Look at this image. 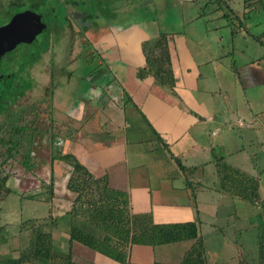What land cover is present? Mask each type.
I'll list each match as a JSON object with an SVG mask.
<instances>
[{
  "label": "crops",
  "instance_id": "0c3cea01",
  "mask_svg": "<svg viewBox=\"0 0 264 264\" xmlns=\"http://www.w3.org/2000/svg\"><path fill=\"white\" fill-rule=\"evenodd\" d=\"M251 3L253 6L247 7L242 0L241 12L229 8L235 25L232 30L227 29L230 41L227 43L228 52L223 55L217 54L222 51L221 36L200 43L187 39L184 34L161 32L167 38L170 71L174 80L172 91L156 84L151 76L141 71L144 68L141 44L160 34L155 33L149 23L116 25L103 33L87 27L84 33L90 37L89 42L87 38L85 41L93 52L90 58H96L98 70L102 65L105 67L111 81L99 84L97 80L87 82L79 81L81 78H70L66 83L72 89L81 84L77 90L80 95L74 104H70L69 113H65L62 122L53 120L55 130H50V133L55 131L53 134H57V139L54 138L56 143L63 144V149L68 147L66 152L60 153L72 154L94 178L105 177L109 189L126 195L131 214H148L156 225L197 221L205 259V241L198 219L201 212L215 221L218 211L225 205L228 211H236L234 217L237 222L243 223L248 219L244 207L248 203L231 197L218 187L215 165L219 161L256 178L258 198L264 201V17H260L256 11L263 8L264 0H251ZM250 12L253 13L251 21L245 24ZM201 15H194L193 18ZM200 34L212 35L208 29H201ZM236 36H240L239 40L243 42L244 37L249 39L246 43L250 42L254 52L248 57L241 56L242 61L238 65L233 59L232 42ZM236 50L238 52L239 49L236 47ZM222 57L227 58L230 64H222ZM43 67L52 69L51 60ZM209 80L212 84L206 85ZM46 99L49 102L45 94ZM103 101L105 104L107 102V110L113 112L112 117L107 118L108 132H104L95 113L105 108ZM85 104L92 107V112L85 118L86 121H81L78 111ZM125 105L130 106L131 111ZM53 112L52 109L51 115ZM129 119L132 123H141L148 133L145 140L148 142L147 148L138 139V131L128 126L126 121ZM61 123H65V126L62 127ZM71 125L75 128L70 129ZM61 127L68 133L61 134ZM214 149H217V153ZM162 152L166 155L160 156ZM57 164H60L59 169ZM61 166L60 162L54 161L50 167L54 172H63ZM210 166H213L216 182L211 188H205L200 179ZM67 177L68 173L63 182L64 192L67 191ZM50 189L53 198L49 196L45 203L51 205L55 192L52 186ZM190 194L194 195L193 199L189 197ZM53 210L58 214L48 216L61 217L69 211L68 203L55 206ZM259 225H255V228H259ZM211 227L226 242V248L229 245L233 247L230 255L223 256L226 264L258 263L261 253L258 231L254 238L256 248L247 252L250 261L241 260L239 263L237 259L235 263L233 258L236 251L238 257H244L235 235L243 233L245 226L234 229L231 237L219 227ZM47 231L50 232L51 250L63 255L69 252L74 263L118 264L76 242L68 243V221L65 219L53 222ZM171 244L158 246L163 252L160 254L161 261L145 263L143 258L148 255L145 248H151L148 246H131L128 260L134 264H173L170 262L172 255L168 253L173 252L169 247ZM190 244L191 241H188L182 254ZM7 254L10 258H16L19 253L13 251Z\"/></svg>",
  "mask_w": 264,
  "mask_h": 264
},
{
  "label": "rangeland",
  "instance_id": "374dc122",
  "mask_svg": "<svg viewBox=\"0 0 264 264\" xmlns=\"http://www.w3.org/2000/svg\"><path fill=\"white\" fill-rule=\"evenodd\" d=\"M80 3L83 6H81L80 11L76 15L68 13V18L71 19L74 16V24L70 23V26L66 27L57 38H52V40L48 41V53L42 57L43 61H40L41 63L28 68L26 76L15 75L12 80L0 82V89L14 86L21 91L20 86H24V91H22V95L19 98L5 100L0 104V128L13 123L26 125L32 123L30 127L36 130V132L31 130L33 136L22 139L21 154L5 162L2 161L4 157H0L1 169L7 175L5 185L10 190L7 195L4 194L3 190H0V260L10 256L7 252L12 253L20 250L19 248L26 247L31 234L30 227H28L29 224H25L27 220L34 221L46 218L51 213L53 215L58 214L53 209L55 206L58 207L64 203H68V208H70L74 196L70 192H64L63 188L65 174L67 175L68 169L63 165L61 166L63 172L58 170L54 172L53 168L50 167L49 161L50 151L54 152V154L62 151L66 152L68 147L66 146L63 149V144L56 143L57 140L54 141V138L57 139L55 136L49 140L47 131L55 130L53 120L57 123L62 122L65 113H69L70 104H74L78 99L77 96L80 95L77 90L81 87V84L78 83L76 88L72 89L71 85L66 83L70 78H81L79 81L84 80L87 82L89 80H97L96 82L99 84L111 81L110 74H108L105 67L103 68L102 65L101 69L98 70L96 58H90L93 52L85 42L87 39L88 42L90 41L89 34L84 33L86 28H94L95 32L103 33L110 27H116V25L124 26L130 22H147L155 33L172 34L174 32L181 35L184 34L187 39L198 40L200 43L206 39L212 41L221 36L222 51L217 54L223 55L228 52L227 43L230 41L227 29L232 30L235 25V21L230 15V9L234 11L242 9V0H80ZM262 7L259 10L256 9L260 17H264V6ZM251 13L249 20L245 24L250 23L253 14ZM198 14L202 15L193 18L194 15L197 16ZM201 29L202 31L208 29L212 35L202 36L200 34ZM188 33L189 36H187ZM239 37L236 36L232 42L234 46L233 59L237 65L242 61L241 56L248 57L254 53L250 42L246 43L250 40L244 37L245 42H243L239 40ZM236 47L239 49L238 52ZM20 52H23V47L20 46L13 52L16 57V63L12 69L10 67L12 65L6 66V59L9 57L7 51L0 55H4V58L0 61V72L2 74L10 72L16 74L14 72L15 69L20 70L24 67L19 60ZM77 53L79 54L78 57L75 56ZM47 58L51 60L52 69L47 70V67H43L44 64H47ZM221 59L222 64H230L227 58L222 57ZM71 60L75 62L71 63ZM15 84H18L19 88ZM205 84L211 85V80ZM45 94L51 101L47 102V99L44 100ZM69 97L70 101H68ZM102 103L105 108L102 107L100 111H95L96 119H99L104 132H108L110 127L107 126V118H111L113 112L112 110H107V102L106 104L104 101ZM50 105L54 110L52 115ZM125 108L131 111L130 106L125 105ZM94 109H96L95 106ZM91 112L92 107L89 104H85L82 110L78 111V116L80 115L81 121H86L85 118ZM53 116L54 119H52ZM126 122L128 126H131V130L138 131V139L147 148L148 142L145 140L148 133L144 130L143 125L141 123H132L130 119ZM63 125L65 126V123H61L62 127H64ZM73 128L75 126L71 125L70 129ZM62 129L61 134L68 133V130ZM214 151L217 153V149H214ZM25 153H30L36 159L31 172L23 170L19 163ZM163 155H166V153L162 152L160 154V156ZM231 160H236V158H231ZM56 166L58 169L60 168V164ZM204 172L205 174L200 181L205 188H211L216 182L213 166L206 168ZM51 186L55 192V200L50 205L45 202L47 199L49 200L48 191H51ZM212 197L218 198L215 195H212ZM198 199L199 197H197ZM228 201L229 199L226 203ZM224 207L225 205H222V209L218 211L215 221L207 218L202 212L199 214L198 219L201 222L200 233L205 241L207 262L210 264H226L223 256L225 254L230 255L233 250L230 245L226 248V242L220 239V235L212 229L211 225L219 227L228 237H231L234 229L239 228V226H245L243 233L235 235V241L240 245L241 252L244 254L242 260L249 262L250 258L247 252L256 248L254 238L258 230L255 225L261 224L262 221L264 222L261 208L245 204L244 207L246 208L248 219L243 223H239L234 217L236 211H232V209L228 211V208ZM32 223V225H36L35 222ZM46 230L43 228V231ZM187 245L188 241H182L169 246L173 249V252H168L172 255L170 257L171 263L175 264L178 262L183 252L182 249ZM160 249L162 248L158 246L150 248V250L145 248L148 254L143 258L145 263H149L152 260L161 261L162 257H160V254L163 252H160ZM152 250H154L153 253ZM237 259L238 253L236 251L233 261L236 263Z\"/></svg>",
  "mask_w": 264,
  "mask_h": 264
},
{
  "label": "trees",
  "instance_id": "16d2710c",
  "mask_svg": "<svg viewBox=\"0 0 264 264\" xmlns=\"http://www.w3.org/2000/svg\"><path fill=\"white\" fill-rule=\"evenodd\" d=\"M251 7V0H244ZM80 0H0V29L9 28L13 21L21 22L22 27L31 25L33 35L19 36L18 42L7 51L12 59L13 49L23 47L19 60L25 68H31L43 61L48 53V41L57 38L66 27L73 23L68 13L76 15L81 9ZM83 19V18H82ZM84 31V29H83ZM39 38V40H38ZM144 58V74L151 76L154 82L172 91L174 80L170 71L167 38L164 34L141 44ZM39 60V61H38ZM48 58L46 59V63ZM14 75L6 73L0 81L12 80ZM24 91L21 87L20 95ZM13 123L0 128V157L3 162L12 160L21 154V142L24 137L33 136L30 125ZM5 128V129H4ZM49 130V129H48ZM41 135V134H39ZM49 140L57 134L47 131ZM35 157L25 153L19 163L23 170L32 171ZM50 164L57 161L68 169L65 189L73 194L69 211L61 217L27 220L30 236L26 247L18 250L16 258H4L0 264H77L71 261L69 252L65 255L53 252L50 245L51 224L65 219L68 221V243L76 242L89 250L118 264H134L128 260L131 246L156 247L182 241H191L189 248L175 264H208L205 259L202 239L198 233V222L156 225L148 214H131L124 193L109 189L105 177L94 178L72 154H49ZM0 163V190L9 194L6 188L7 175ZM218 187L231 197L250 205H257L264 215V201L257 194L258 181L245 173L219 161L215 165ZM190 170V169H189ZM49 190V189H48ZM51 196V191H48ZM194 198L193 194L189 196ZM49 198V197H48ZM260 210V209H259ZM264 218V217H262ZM35 222L36 225H32ZM47 229L46 231H43ZM259 248L261 253L257 264H264V222L259 225ZM238 246H236L237 248ZM240 253V252H239ZM238 257V262H241ZM151 264H163L152 262ZM246 264V263H245Z\"/></svg>",
  "mask_w": 264,
  "mask_h": 264
},
{
  "label": "water",
  "instance_id": "95a60500",
  "mask_svg": "<svg viewBox=\"0 0 264 264\" xmlns=\"http://www.w3.org/2000/svg\"><path fill=\"white\" fill-rule=\"evenodd\" d=\"M21 22L13 21L9 28L0 29V55L10 50L19 40V36L33 35L31 25L22 27Z\"/></svg>",
  "mask_w": 264,
  "mask_h": 264
},
{
  "label": "flooded vegetation",
  "instance_id": "af4514ba",
  "mask_svg": "<svg viewBox=\"0 0 264 264\" xmlns=\"http://www.w3.org/2000/svg\"><path fill=\"white\" fill-rule=\"evenodd\" d=\"M13 50H15V49H13ZM8 54V53H7ZM4 56V55H3ZM3 56H0V61L4 58ZM12 59H10L9 57L6 59V66H9V65H12V66H10L11 67V69H12V67L14 66V64L16 63V57L14 56V54L12 53ZM17 58H18V56H17ZM27 70H28V67L27 68H25V67H23L22 69H20V70H16L15 69V73L16 74H14L13 72H11L13 75H14V77H15V75H17V76H20V75H24V76H26L27 75ZM6 74V73H5ZM2 75H4V74H2V72H0V79H1V77H2ZM1 82V81H0ZM18 88H19V85L18 84H15ZM20 87H22V86H20ZM22 95V94H21ZM19 96H20V92H19V90L16 88V87H14V86H11L10 88H8V87H5V88H2V89H0V104H2L5 100H10V99H16V98H19Z\"/></svg>",
  "mask_w": 264,
  "mask_h": 264
}]
</instances>
